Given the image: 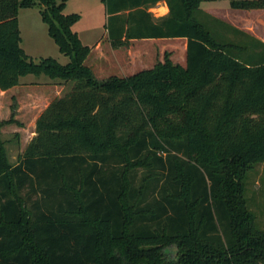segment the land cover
<instances>
[{
	"label": "trees",
	"instance_id": "trees-1",
	"mask_svg": "<svg viewBox=\"0 0 264 264\" xmlns=\"http://www.w3.org/2000/svg\"><path fill=\"white\" fill-rule=\"evenodd\" d=\"M104 1L112 48L186 38L185 63L165 52L99 79L66 0H0V91L28 74L74 82L39 114L16 163L1 137L23 126L14 95L0 119V264H264L241 182L264 162V41L233 28L235 40L207 16L209 26L203 0H165L161 17L149 11L160 0ZM34 6L68 63L22 48L19 8Z\"/></svg>",
	"mask_w": 264,
	"mask_h": 264
},
{
	"label": "rangeland",
	"instance_id": "rangeland-1",
	"mask_svg": "<svg viewBox=\"0 0 264 264\" xmlns=\"http://www.w3.org/2000/svg\"><path fill=\"white\" fill-rule=\"evenodd\" d=\"M205 6L206 4H202V7ZM213 7L217 8L212 9L213 17L215 16L221 22L230 25V29H225V31L234 39L239 36L234 33L233 28H241L240 30L256 38L258 37L253 32L258 35H262L264 32L263 24H261V20L264 18L262 13L259 15L258 13L243 11L241 8L240 10L235 7L231 8L229 0H216ZM40 10L39 6L19 8L18 18L22 48L35 61H39L44 57H54L62 64L68 63L70 61L69 56L60 51L59 46L50 36L48 24L42 19ZM149 11L155 17L168 14L164 13L165 9L160 2L151 5ZM64 13H78L81 15L80 20L74 25L73 29L78 33L84 44L93 48L86 64L92 67L99 79H104L111 75L126 76L142 69L150 68L158 61L164 60L165 52H169L170 57L175 62L182 61L180 39L139 40L131 43L128 47L112 48L108 41V12L104 0H66ZM203 19L209 26L211 25L212 21H210L209 17L204 16ZM216 25L222 30V26ZM249 27H251L250 30L248 29ZM98 42L101 44L100 47H98ZM21 80L26 85L33 86L32 90L34 91L38 89L37 85L49 86L57 84L60 89H63V93L70 90L74 83L51 79L46 75L37 76L34 74L23 76ZM24 92L27 91L24 90ZM16 94H14L15 97ZM12 96V92L5 95L0 93V119L9 117L11 104L14 102ZM15 102L18 106L17 97ZM43 106L44 103L41 101L38 107ZM25 122L29 126L32 125L30 120L25 119ZM1 137L5 142L9 160L12 163H16L20 154V144L25 137H21V135L18 137L11 127H5ZM241 182L246 205L255 217V225L259 229H264V162L250 165L242 176ZM177 248V246H171L170 252L173 254Z\"/></svg>",
	"mask_w": 264,
	"mask_h": 264
},
{
	"label": "crops",
	"instance_id": "crops-1",
	"mask_svg": "<svg viewBox=\"0 0 264 264\" xmlns=\"http://www.w3.org/2000/svg\"><path fill=\"white\" fill-rule=\"evenodd\" d=\"M161 3L162 7L165 9L164 13H168L169 12V7L167 2L164 1H158ZM216 0H203L201 5H200V9L202 10L203 13V17H213V10L212 9H217L215 7H213V4L215 6ZM230 3V7L233 8L231 6V2L229 0ZM202 4H206L205 7H202ZM235 9V8H234ZM230 10V9H229ZM238 10H240V8H238ZM243 11H249L252 13H258L259 15H261V13L264 15V9L263 8H252V9H241ZM214 18H216L214 16ZM258 22V21H257ZM261 24H263V28H264V18L261 20ZM241 29V28H239ZM249 30L251 29V27L248 28ZM247 30V29H245ZM264 31V30H263ZM255 35H257L258 39L264 41V32L261 34H257L256 32ZM159 39H166V38H159ZM174 39H180L179 41H181V45H182V61L180 63L184 64L185 60H186V49H187V39L186 38H174ZM139 40H157V38H152V39H135L132 41V43H134L135 41H139ZM100 43L98 44V47H100ZM22 79V78H21ZM40 86V87H39ZM36 87H38V89H36V91L32 90L34 87L30 86V85H26L25 82H23L21 80V84L11 88L9 90L6 91H0V93L5 94H9L10 92L13 93V95L15 93L16 97L18 98V106H17V114L16 117L23 122V126H18L16 124H11V125H7L5 127H11V129L15 132H19L21 137H25V139L21 142L20 144V152L24 149V147L26 146V144L29 142V140L33 137V135L35 134V121L37 119V117L39 116V114L43 111V109L51 102V99L59 97L61 95H63L64 93L62 92L63 89H60L59 85H49V86H42V85H37ZM24 90H26L27 92H24ZM44 103L43 107H38L40 102ZM24 116V118H23ZM23 118V119H22ZM25 119L32 121V125L29 126L26 122ZM4 127V128H5ZM3 128V131H4ZM29 130V132H28ZM27 131V132H26Z\"/></svg>",
	"mask_w": 264,
	"mask_h": 264
},
{
	"label": "water",
	"instance_id": "water-1",
	"mask_svg": "<svg viewBox=\"0 0 264 264\" xmlns=\"http://www.w3.org/2000/svg\"><path fill=\"white\" fill-rule=\"evenodd\" d=\"M176 252H177V249H176Z\"/></svg>",
	"mask_w": 264,
	"mask_h": 264
}]
</instances>
